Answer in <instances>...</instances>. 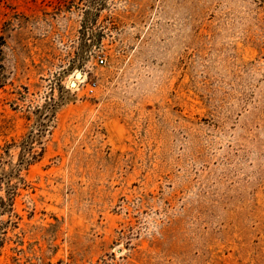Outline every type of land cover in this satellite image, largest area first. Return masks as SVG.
Wrapping results in <instances>:
<instances>
[{
    "label": "rangeland",
    "instance_id": "obj_1",
    "mask_svg": "<svg viewBox=\"0 0 264 264\" xmlns=\"http://www.w3.org/2000/svg\"><path fill=\"white\" fill-rule=\"evenodd\" d=\"M0 264H264V0H0Z\"/></svg>",
    "mask_w": 264,
    "mask_h": 264
},
{
    "label": "built area",
    "instance_id": "obj_2",
    "mask_svg": "<svg viewBox=\"0 0 264 264\" xmlns=\"http://www.w3.org/2000/svg\"><path fill=\"white\" fill-rule=\"evenodd\" d=\"M99 61H100V64L103 63V59H102V58H100ZM94 87H95V85H92V86H91V88H94ZM91 91H92V90H91Z\"/></svg>",
    "mask_w": 264,
    "mask_h": 264
},
{
    "label": "bare ground",
    "instance_id": "obj_3",
    "mask_svg": "<svg viewBox=\"0 0 264 264\" xmlns=\"http://www.w3.org/2000/svg\"><path fill=\"white\" fill-rule=\"evenodd\" d=\"M77 77L79 78L80 77V75H77ZM80 80V79H79ZM73 86L75 87V86H77V83L76 82H74L73 83Z\"/></svg>",
    "mask_w": 264,
    "mask_h": 264
}]
</instances>
